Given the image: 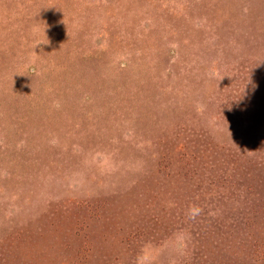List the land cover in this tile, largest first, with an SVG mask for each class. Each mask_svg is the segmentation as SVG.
<instances>
[{"label": "rangeland", "instance_id": "1", "mask_svg": "<svg viewBox=\"0 0 264 264\" xmlns=\"http://www.w3.org/2000/svg\"><path fill=\"white\" fill-rule=\"evenodd\" d=\"M0 264H264V0H0Z\"/></svg>", "mask_w": 264, "mask_h": 264}]
</instances>
